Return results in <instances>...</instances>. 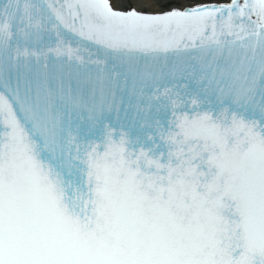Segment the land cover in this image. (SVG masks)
<instances>
[{
	"label": "snow or ice",
	"instance_id": "6c2138e0",
	"mask_svg": "<svg viewBox=\"0 0 264 264\" xmlns=\"http://www.w3.org/2000/svg\"><path fill=\"white\" fill-rule=\"evenodd\" d=\"M141 2L0 0V264H264V0Z\"/></svg>",
	"mask_w": 264,
	"mask_h": 264
},
{
	"label": "bare ground",
	"instance_id": "6f19581e",
	"mask_svg": "<svg viewBox=\"0 0 264 264\" xmlns=\"http://www.w3.org/2000/svg\"><path fill=\"white\" fill-rule=\"evenodd\" d=\"M129 2H131V3H135V4H137L138 6H145V7H150V8H153V7H156V6H159V5H166V6H168V4L169 3H146V2H141V0H128V2L127 3H119V2H117V0H116V4H118L119 6L121 5V6H123V7H125V6H127V5H129Z\"/></svg>",
	"mask_w": 264,
	"mask_h": 264
}]
</instances>
